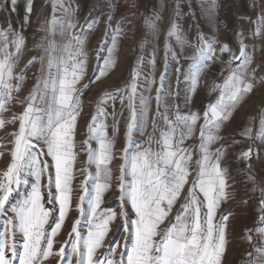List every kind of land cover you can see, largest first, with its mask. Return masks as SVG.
Listing matches in <instances>:
<instances>
[{"label": "snow or ice", "instance_id": "snow-or-ice-1", "mask_svg": "<svg viewBox=\"0 0 264 264\" xmlns=\"http://www.w3.org/2000/svg\"><path fill=\"white\" fill-rule=\"evenodd\" d=\"M214 2V0H213ZM17 0H10L11 10L15 11ZM59 5L64 7L59 0L53 3V9ZM177 7H179L177 5ZM32 0H27L25 23L32 12ZM195 16V13H192ZM49 25L56 26L63 23L53 18ZM92 23L85 24L91 29ZM257 25L253 36H260L264 28V10L259 18L254 21ZM71 22L67 28H74ZM227 27V25H225ZM51 30V29H42ZM11 43L15 45L18 54L23 46V37L15 34ZM167 37L176 38L178 45L185 43L181 27L173 21ZM239 38V54L237 55L227 43L221 44L218 39L208 37L202 31L196 34L195 55L190 70L184 73L180 65V53L174 51L172 45L165 46L164 70L157 80L153 75L151 80L145 78L144 92L137 95L139 72L134 69L131 83L123 90L106 91L99 104L107 103L108 99L121 100L127 97L128 118L125 128L126 147L124 149L125 165L118 171L117 190L120 193V202L123 206L130 205L135 218L127 216L126 211L121 212L124 223L117 229V236L108 244L107 251L97 256V252L105 246L104 241L111 230V225L116 219V213L100 211L104 194L111 188L112 170L108 165L114 159L112 149L115 141H109L104 133V126H97V116L92 117L88 126L89 138L99 142L98 155L88 147L89 160H95L97 166L98 182L94 187V194L88 198V188H82L77 211L81 216H88L87 233L81 235L79 221L74 224L69 233L68 240L61 245L58 251L53 252L54 238L58 235L71 208V181L73 167L76 160L75 153V128L82 110L81 100L77 93V85L87 74V56L83 50L84 40L74 36L75 48L71 41L64 47L65 56L54 57L50 54L51 43L45 48L49 53L47 59L48 72L45 76L43 68L41 76L37 79L27 97L25 110L18 118H13L11 123L19 120L18 131L13 133V147L10 151V163L6 170L0 174V264H43L44 261L58 256L60 264H72V257L76 264H223L227 251L228 220L234 209L221 213L220 209L227 203L229 193L227 166L221 167L224 159V150L230 145H223L215 152L211 146L219 139L220 129L227 122L233 111L244 96L252 93L256 83V69L249 73L253 57L243 43V33L237 32ZM0 111L4 110L6 98H11L13 86L10 83L14 78L15 61L13 54L6 51L9 44V34L0 30ZM219 55L230 54L229 67L231 71L224 79L222 85H216L214 90H219L217 99L209 103L201 114L199 112L181 113L179 104L175 105L174 118L170 113L172 105L165 102V97L173 96L172 83L169 76V60L177 64L175 98L180 96L179 84L183 80L188 85L187 93L194 94L199 86L200 75L204 69L211 67ZM115 48V39H113ZM99 56V53L97 54ZM113 52L108 51V58L102 60L90 83H95L105 77L114 67ZM36 58L29 62L34 64ZM43 58L41 63L43 65ZM142 63V61H140ZM155 67V59L151 61ZM55 69V72L52 69ZM27 68L16 79L23 82ZM264 84V80L260 81ZM89 85L85 84L86 89ZM152 86H156V114L150 117L152 111ZM167 87L168 91H165ZM20 85L15 90L18 92ZM148 93L149 95H146ZM188 102V95L185 97ZM163 108V111H161ZM103 114L98 106L97 115ZM122 115V114H121ZM149 119L152 120L153 132L148 135L149 147L143 148L137 143V151L128 156V146L133 143V135H143L148 127ZM163 121L164 128L160 138L156 140L157 149L153 150L151 142L159 121ZM199 127V156L196 159L195 177L187 193L184 194L185 185L192 176L191 163L196 149L189 150L185 141L196 135ZM6 122L0 120V128ZM118 130V128H117ZM249 139L253 137L252 127H247L242 133ZM264 143V115L259 120V128L255 134ZM253 154L250 147L242 153L247 160ZM258 154V153H257ZM4 153H0L3 156ZM45 157L50 158L45 159ZM213 157L215 159H213ZM249 167H251L249 165ZM54 169V173L53 170ZM28 177L33 182L30 190L22 191V186H27ZM47 179L46 183L42 181ZM102 177V182L100 178ZM254 188L259 192L256 201L258 216L255 229H247L246 238L253 244V252L247 254L246 264H264V177L257 184L255 176H249ZM49 204L58 205V217L53 219L50 229H46L53 209L45 208V192ZM54 189V191H53ZM15 195V203L9 204ZM184 196L181 202V196ZM202 197V199H201ZM247 201H245V204ZM177 204L179 207L176 208ZM239 206V205H238ZM176 209L175 218L161 231V225L171 216ZM11 212V217L7 213ZM217 215L219 219L217 220ZM260 237L259 245L253 243L252 235ZM126 233L123 245L120 244L119 234ZM20 235L22 243L17 248L16 236ZM120 251L119 259L116 252Z\"/></svg>", "mask_w": 264, "mask_h": 264}, {"label": "crops", "instance_id": "crops-1", "mask_svg": "<svg viewBox=\"0 0 264 264\" xmlns=\"http://www.w3.org/2000/svg\"><path fill=\"white\" fill-rule=\"evenodd\" d=\"M21 2L25 4L27 0H17L16 5L18 6ZM129 2H131L132 6L138 7L140 11H143V13L140 12L137 17V21L140 23V29L133 31L132 35H127L129 37L122 36L118 31H113L110 36L106 38L107 40L105 43L99 47H97V45L93 46L92 44L86 45L85 43L83 45V50L87 56V74L77 85V88L80 89L77 95L81 100L82 110L79 112L75 128L76 160L73 167V179L71 181V208L67 213L62 228L54 238L53 252L58 251L61 245L68 240L71 228L77 221H79L81 235L83 236L87 233L88 216H81L77 211V204L80 196L84 194L82 191L83 186L85 184L87 185V196L91 198L94 194L93 190L95 184L98 182L96 162L95 160H89L88 148L85 147V142H87L88 147L98 155V140L89 138L88 126L92 122L93 116H97V126H104L106 138L109 141H115L114 148L112 149L114 159L108 165V168L112 170L111 188L104 194L100 211L106 213L115 212L116 219L111 225V230L104 241L105 246L97 252V256L104 254L107 251L108 244L117 236V229L124 223L121 212L126 211L129 218H135L130 205L125 207L121 204L120 193L117 190L118 177L120 176L118 169L122 165H125V128L128 118L127 97L124 96L123 104L119 98L115 100L108 99L107 103L104 104H99V101L106 91L121 89L123 94V90L131 83L134 69L141 74L142 71H151L153 68L155 78L158 72L161 74V71L164 70V62L162 61V57H159L158 51L162 47L163 39L167 37L166 30L168 29L162 27V25L161 30L152 29L151 23H161V20L157 17L156 19H152V16L147 14L146 6L148 0H129ZM123 3L125 4L126 2H119L117 4L124 5ZM190 4L194 6V11L196 10L193 21L197 23V29L193 27L191 31L182 29L185 43L183 45H178L176 43V47L173 49L180 53V65L183 66L184 73L190 70L193 56L195 55V39L198 31H202L205 36L218 39L221 44L227 43L237 55L239 54L240 47L237 32L243 33V43L246 45L247 51L254 60V62L250 64L248 71L251 73L253 69L257 70L255 73L256 83L253 92L244 96L242 102L237 105L236 109L233 111L231 118L225 122L220 129L218 135L222 137V139H219L211 146V151L215 152L223 145H230L225 148L224 159L221 161V167L227 166L228 184L230 187L227 189L229 193L228 201L222 205L220 212L224 213L229 209H234L228 220V244L223 264H246L248 259L247 254L249 253L248 250L252 249L253 255H256L253 251V244L248 242L245 232L249 229L248 221L252 219L255 220L258 216L256 201L259 197V192L253 191L254 185L252 181L249 180V176H255L257 178V184L260 183V178L264 177V143H262L257 136L254 143H252L250 139L242 133L247 127H252L253 135L256 134L259 128L260 117L264 115V109H262L264 105V84L260 83L261 80H264V28H262V34L260 36L252 35L257 27L253 22L259 18L262 10H264V0H214V2L213 0H191ZM11 8L9 14L12 17V22H17L16 14ZM225 25H227V27H225ZM132 37L133 41L129 40V38ZM113 39H115V48H113ZM34 48L40 55L41 49L38 43H35ZM109 49L113 52L112 59L115 61L114 67L108 71L105 77L99 79L95 83H90V80L93 78L98 68L102 67V60L108 58ZM42 53L44 55L43 65L38 60V62L36 61L31 65L30 70L33 72V81L29 93L37 79L41 76L42 68L45 76L48 72L47 59L49 53L45 52V48ZM98 53L99 56L96 57ZM217 53L219 55V48H217ZM50 54H53L54 57H63V52L60 48L57 53L50 52ZM229 56L230 54L228 53L219 55V58L211 67L203 70L200 75L199 86L194 94L187 93L188 85L182 80L179 84L180 96L178 100L175 98L176 77L179 75L175 72L177 64H170L169 76L173 86V96L171 98L166 96L164 99L166 103L172 105L170 113L173 118L176 112V104H179L181 113L199 112L202 117L205 107L209 103L215 101L219 95V90H214L215 86L222 85L224 79L231 71L228 64ZM153 59H155V67H153L151 63ZM140 61H142V63ZM52 71L55 72V69L53 68ZM149 77L148 80H151L153 77L152 74ZM137 83L139 85L141 82L138 80ZM85 84L89 85L86 89L83 87ZM154 88L155 86H152L150 92V96L152 97V111L150 117H154L156 114V100L153 96ZM165 91H168L167 87ZM145 94L149 95L148 93ZM186 95H188V102L185 101ZM27 97H16V99L13 100L16 104H11L10 108L0 111V118L5 117L7 119L3 120L6 123L0 128V153H4L3 156H0V174L6 170L10 163L9 153L12 150L14 139L12 134L17 132L19 128L18 119H16L15 123H11L10 121H12L14 117L18 118L23 113L26 107ZM98 106L103 110V114L97 115ZM161 111H163V108H161ZM202 123V120L198 123L196 135L192 139L185 141V147L190 151L196 149V152L193 155L191 163L192 176L189 177V183L185 185L184 194L187 193L195 177L196 159L199 156V127ZM163 128L164 123L161 120L157 123L155 135L151 142L153 150L157 149L156 140L160 138ZM152 132V120L149 119L148 127L144 134L133 135V143L128 146L129 158L132 153L137 151V143L143 148L149 147L148 135ZM250 147L252 148L253 154L250 159L245 160L242 157V153L247 151ZM45 159L50 161L48 157H45ZM213 159L215 158L213 157ZM249 165L251 167H249ZM52 171L54 173V169ZM33 179L32 177H28L29 183L27 186H22V191L30 190ZM46 182L47 179L45 177L42 184ZM99 182H102V177ZM42 191L45 192V199L43 201L45 208L53 209L52 216L46 225V229H50L53 224V219L58 217V205L54 206L49 204L47 189L42 188ZM183 198L184 196L182 195L180 198L181 202H183ZM245 201H247L246 204ZM14 203L15 195L9 201V204ZM178 207L179 204H177L176 208ZM12 215L11 212L7 213L8 217ZM175 215L176 209L174 208L168 220L164 222V225H161V231L169 221L175 218ZM218 219L219 215H217V220ZM2 224L3 220H0V225ZM252 224L255 225V222L253 221ZM256 227H254V229ZM125 235L127 234L122 233L118 236L121 245L124 243ZM16 241L17 248L19 249L22 243L20 235L16 236ZM259 242L260 238L253 236V243L259 245ZM119 255L120 251L118 250L116 252L117 260L119 259ZM43 264H60V258L58 256H53L47 261H44ZM72 264H76L75 257H72Z\"/></svg>", "mask_w": 264, "mask_h": 264}, {"label": "rangeland", "instance_id": "rangeland-1", "mask_svg": "<svg viewBox=\"0 0 264 264\" xmlns=\"http://www.w3.org/2000/svg\"><path fill=\"white\" fill-rule=\"evenodd\" d=\"M126 2L124 5H118L117 3ZM23 2V1H22ZM19 4L15 5V11L17 22H12V17L9 14L10 11V0H0V30H3L9 34V44L6 51H9L13 54L12 59L15 61V68L13 73V79L11 84L13 90L11 92V98H6L5 108H10L11 104H16V97H27L29 90L31 88L33 72L30 70L29 62L36 58V61H40L44 57L43 51L44 48L48 47L51 43L52 53H57L59 48L65 56L64 47L67 43L71 41L73 47L75 48L74 36L79 35L86 45L92 44L93 46L97 45L99 47L107 40L113 31H118L122 36L129 37L127 35L140 29V23L137 21V17L140 12L138 7L132 6L129 0H59V3H62L64 7H59V5L53 9V3L56 0H32L33 8L30 16H28V23H25L26 16V5ZM191 0H148L146 6L147 14L152 16V19L161 20L159 22H152L151 27L155 30H161L162 27L169 30L173 21H175L181 29L191 31L197 29V23L193 21L192 13H195L194 6L190 4ZM177 5L179 7H177ZM53 12H55V19L58 21H63L62 24L51 26L48 21L53 18ZM135 17V18H134ZM134 18V20H133ZM157 19V20H158ZM97 21V23L92 24L91 29L85 28V24L92 23ZM71 22L75 25L74 28H67V24ZM193 27V28H192ZM42 29H51V30H42ZM168 30H166L168 33ZM15 33L23 37V46L21 47L19 53L15 51V45L11 43L15 37L12 33ZM133 41V37L129 38ZM149 40V39H146ZM196 40V39H195ZM3 41L0 40V44ZM38 43L41 49V53L36 52L34 45ZM171 44L172 48L176 47V38L172 37L170 40L168 37L163 39L162 47L158 51L159 57H162V61L165 63V46L166 44ZM34 44V45H33ZM219 48V45H217ZM3 53L0 52V55ZM54 56L53 54H51ZM56 56V55H55ZM98 57V55H96ZM147 58V57H146ZM144 58V59H146ZM143 59V60H144ZM35 61V62H36ZM37 61V62H38ZM169 60V65L173 64ZM27 68V72L24 75L23 82L16 79L19 77L22 72ZM163 71H161L162 73ZM154 75L153 68L151 71L145 70L142 71L139 76L137 95L144 92L145 88V78L149 79V76ZM161 74L157 73L156 80L157 86L159 83V77ZM20 85L19 91L15 90L16 86ZM153 96H156V86L153 91ZM264 109V105L262 107ZM6 119L5 117L0 118V120ZM7 120V119H6ZM256 135L250 139L252 143ZM257 219V218H256ZM255 220L248 221L249 229H254L258 227ZM253 221L255 225H253ZM249 235L257 236L256 233H248ZM252 252V249L248 250Z\"/></svg>", "mask_w": 264, "mask_h": 264}]
</instances>
